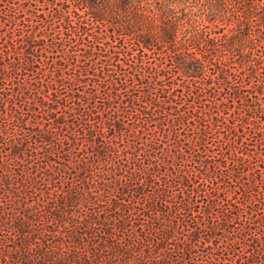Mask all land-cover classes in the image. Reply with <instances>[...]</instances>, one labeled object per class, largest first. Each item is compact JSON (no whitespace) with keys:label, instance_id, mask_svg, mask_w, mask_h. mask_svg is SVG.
I'll return each mask as SVG.
<instances>
[{"label":"trees","instance_id":"obj_1","mask_svg":"<svg viewBox=\"0 0 264 264\" xmlns=\"http://www.w3.org/2000/svg\"><path fill=\"white\" fill-rule=\"evenodd\" d=\"M0 264H264V0H0Z\"/></svg>","mask_w":264,"mask_h":264}]
</instances>
